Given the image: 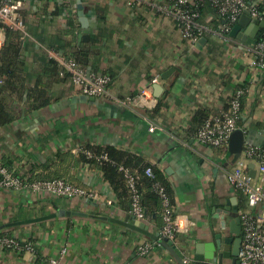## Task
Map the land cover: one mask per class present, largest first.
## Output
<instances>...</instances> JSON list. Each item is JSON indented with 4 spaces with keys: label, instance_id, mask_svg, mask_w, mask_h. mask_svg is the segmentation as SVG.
Masks as SVG:
<instances>
[{
    "label": "crops",
    "instance_id": "obj_1",
    "mask_svg": "<svg viewBox=\"0 0 264 264\" xmlns=\"http://www.w3.org/2000/svg\"><path fill=\"white\" fill-rule=\"evenodd\" d=\"M27 1L30 6L22 12L27 24L40 16L49 18L50 14L43 13L45 7L52 12L57 4L71 2L74 27L68 26L69 10L64 8L48 26L46 35L53 40L63 36L75 49L82 45L89 47L88 69L108 73L113 94L136 95L154 74H159L160 80L153 89L157 101L149 107L124 106L107 98L73 102V97L82 93L71 81H66L54 86L58 99L31 112L21 110L17 120L0 128V162L23 170L29 178L32 174L42 177L45 170H59V174L62 170L66 178L95 193V196L58 197L46 192L0 189V233L31 240L35 245L34 252L0 250V264H48L51 258L62 264H180L161 241L156 245L160 238L155 240L129 226L141 221L148 231L156 234L161 233L160 224L149 217L136 218L130 212V199L119 198L99 170H89L84 168L85 162L76 161L81 147L88 143L114 145L164 171L174 191L176 214L189 224L173 243L189 264L208 262L209 246L215 235L220 232L232 235L233 210L228 201L236 197L241 206L246 201L244 196L242 202L239 193L227 183L226 161L230 162L229 167L234 162L229 148L221 153L201 145L195 139L196 127L190 122L198 109H205L209 116L228 105L227 94L231 89L224 80L231 78L226 69L232 60L227 56L226 44L205 36L203 43L193 46L173 18L152 12L143 1ZM249 2L264 5V0ZM80 5L88 20L87 27L79 18ZM72 8L76 13L73 14ZM212 15H205V19ZM81 34H87L88 38H80ZM4 38L5 34L0 33L2 45ZM30 38L35 42L31 57L35 51L50 57L49 51L53 50L67 58L64 49ZM33 62L31 58L30 64ZM220 88L221 95L213 97ZM155 109H159L157 113ZM248 120L246 139L264 145L262 127L261 131L257 129L259 133L252 130L258 128L259 122L263 125L264 106L253 103ZM153 124L156 127L150 130ZM70 154L74 157L66 156ZM226 206L229 212L224 211ZM59 209L84 214L20 223ZM147 241L153 243V248L143 255L139 246ZM196 254L202 257V262L194 260Z\"/></svg>",
    "mask_w": 264,
    "mask_h": 264
},
{
    "label": "built area",
    "instance_id": "obj_2",
    "mask_svg": "<svg viewBox=\"0 0 264 264\" xmlns=\"http://www.w3.org/2000/svg\"><path fill=\"white\" fill-rule=\"evenodd\" d=\"M140 1L146 2L152 12L173 18L183 37L193 46L205 36H213L227 46V56L232 61L227 66L226 73L231 75L236 87L227 94L228 107H222L218 112L209 115L197 128L195 139L209 148L219 150L227 147L228 149L230 136L234 131L240 129L245 133L240 155L230 167V162L226 161L228 168L225 170L227 183L235 192L246 197L245 205L239 209L242 244L237 264H264V145L246 139L251 105L257 103L264 106V26L260 28L255 43L244 42L231 34L241 15L246 13L251 21L256 20L260 23L264 21V10L260 9V4H252L249 0H210L217 6V13L206 22H199L197 20L199 12L189 8V5L198 4L202 0H129V3ZM29 6L30 2L27 0H0V23L3 25L0 33L5 34L4 28L8 27L20 32L22 40L29 36L27 22L22 15ZM215 20L219 21L217 25L214 23ZM49 55L66 69L70 74L71 83L82 94L107 98L124 106L149 107L157 101L153 89L160 80L159 74L149 78L138 94L117 96L110 90L112 78L109 74L82 68L74 60L64 58L53 50L49 51ZM221 92V88L219 91L217 89L213 97L220 96ZM155 127V124L151 125L150 130H154ZM86 153L88 157L93 156L90 151ZM101 158L107 159V156L105 154L97 156V159ZM251 163H254L255 176L251 174ZM84 166L89 170H96L89 162H85ZM121 169L132 191L130 212L136 218L146 220L147 216L140 204L141 195L135 184L136 177L129 168L121 167ZM146 173L151 175V169H146ZM0 189L16 192L27 190L34 194L46 192L58 197L95 196L93 191H87L64 179L31 180L23 170L17 171L2 162H0ZM160 193L164 207V225L161 233L169 240L175 241L179 233L187 230L189 224L182 222L180 217L174 214L175 209L168 205V197L162 189ZM6 248L35 251V245L31 240H22L7 233H0V250ZM152 248L153 243L147 241L139 246V252L146 255ZM185 261L188 262V259L185 258ZM48 264L62 263L57 258H51Z\"/></svg>",
    "mask_w": 264,
    "mask_h": 264
},
{
    "label": "trees",
    "instance_id": "obj_3",
    "mask_svg": "<svg viewBox=\"0 0 264 264\" xmlns=\"http://www.w3.org/2000/svg\"><path fill=\"white\" fill-rule=\"evenodd\" d=\"M70 3L64 2L61 5L57 4L52 12H48L45 7L43 13L46 12L47 15L50 14L51 16L49 18L48 16H40L38 18L39 20L28 23V32L32 38L46 46L64 49L67 58L77 62L80 67L88 69L91 58V49H89V47L80 45V48L75 49L74 46H72V42L63 36L57 39L54 38L55 40H53L46 35L48 26L55 22V19L62 14L64 8H67L66 10L70 9ZM263 6V4L259 5L261 10H263ZM189 8L199 12V16L197 17L199 22L207 21L205 15H214L217 13V6L210 0H202L194 5L190 4ZM72 9L73 14L76 13L75 8ZM71 12L72 10H69L67 13L68 26L73 28L76 19L74 21ZM217 21H214L216 25L219 22ZM2 27L3 25L0 23V29ZM4 29L5 39L0 49V128H5L17 120L21 110L31 112L49 105L54 99L59 98L55 96L56 92L54 91V86L65 83L66 81H71L70 74L54 58L48 57L44 52L40 51H35L34 56H30L35 43L34 40H31L30 36L22 40L20 32L8 27ZM74 37L76 38V36ZM31 58L34 60V64H30ZM224 81L226 87L228 86L227 88L231 89V91L236 87L230 77H226ZM223 107L227 108L228 105ZM158 110L159 109H155L154 112L157 113ZM196 112L197 113L194 114L190 122L192 123V127H196L197 130L208 117L209 113L203 108L198 109ZM86 151H90L93 156L88 157ZM219 151L221 153H226L228 149L227 147H223L220 148ZM102 154H105L107 159H97V156ZM66 156H71V158L74 157L73 154ZM77 156L76 161L78 160V162L82 163L89 162L93 167L98 169L102 173V178L111 185L119 198L130 199L131 210L132 191L121 167L129 168L130 172L136 177L135 184L141 195L140 204L145 215L160 224V229H162L164 225V207L162 205L160 189L167 195L169 200L168 205L171 208H175L174 191L164 171L157 165L146 161L143 157L119 149L111 144H85L81 147L79 155ZM148 168L151 169V175L146 173V169ZM60 171L62 174L58 173L59 170H45L42 177L32 174L31 180L64 179L69 182L72 181L65 177L66 174L63 173L62 170ZM71 183L81 187L74 181ZM239 197L241 201L244 202L245 197L240 193ZM175 213L176 211L174 214ZM160 234L161 238L165 237L162 233ZM158 244L160 245V240L157 241L156 245Z\"/></svg>",
    "mask_w": 264,
    "mask_h": 264
},
{
    "label": "water",
    "instance_id": "obj_4",
    "mask_svg": "<svg viewBox=\"0 0 264 264\" xmlns=\"http://www.w3.org/2000/svg\"><path fill=\"white\" fill-rule=\"evenodd\" d=\"M79 8L80 9H79L78 13H79L80 21L84 27H87L88 26V20L83 13L81 5L79 6ZM263 26H264V21H262L260 23H258L256 20L251 21L250 16L245 13V14L241 15L238 23L236 25H234V27L231 30V34L233 36L240 38L244 42L255 43L259 37L260 28ZM80 38L87 39L88 35L87 34H81ZM204 41H205V39L202 38L200 40V44L203 43ZM95 99L96 98L93 96H89L86 94H80V95H75L72 100H73V102H77V101L78 102H90V101H94ZM72 107L74 108V105H72ZM115 108L116 107H113V109H115ZM244 140H245V133L240 129L234 131L230 136L228 148H229L230 153L233 155L234 161L240 155V153L243 149ZM250 167H251V174L253 176H255L256 170L254 168V163H251ZM230 203H232V205L234 204V207L233 208L231 207V209L233 210V212H236L239 208L238 199L236 197H232L228 201V204H230ZM224 208H225L224 211H226V212L230 211V209H228L229 208L228 206H226ZM71 214H84V213L75 212V211H71V210H65V209H59L57 212H54L52 214H47V215L38 216L35 218H30V219L24 220L20 223L38 222V221L53 218V217L58 216V215L64 216V215H71ZM234 214L235 213H233V216H234ZM222 218H224V216ZM123 223L128 225V223H126V222H123ZM235 223H238V224L240 223L239 216H237L236 219H233L230 222V226H231L230 232H232V236H224L222 232L217 233L215 235L214 243L209 246V248L211 250H210V252H208L209 254L207 255L208 256V262H202V257L199 254H196L194 256V260H196L197 262H202V264H223L224 263V261H223L224 257L229 258V257L233 256L232 262L230 264H237V256H238L239 246H240V245H238V243H239L240 237L238 238L237 241H235L236 243L233 244L234 235L236 234L239 236L237 231H235L233 228ZM223 225L225 228L226 227V221H224ZM129 226H131V228H133V229L139 230L140 232L152 237L155 240H158L160 238L161 239L160 240L161 245L166 247L174 255V257L178 260V262L180 264H189V262L185 261L184 254L176 248V246L174 245L172 240H169L167 237L161 238L160 233L155 234V233L148 231V226L141 221H136L135 224H129Z\"/></svg>",
    "mask_w": 264,
    "mask_h": 264
},
{
    "label": "flooded vegetation",
    "instance_id": "obj_5",
    "mask_svg": "<svg viewBox=\"0 0 264 264\" xmlns=\"http://www.w3.org/2000/svg\"><path fill=\"white\" fill-rule=\"evenodd\" d=\"M241 205H242V203L239 204V208H238V210H237L236 212H232V215H233V213H235L234 216H233V217H234L233 219H236L237 216H239V218H240V211H239V209H240ZM233 207H234V205H232V208H233ZM236 222H237V221H236ZM233 228H234V230L237 231V233L239 234V236L236 235V234L234 235L233 244L236 243L235 241H237L238 238L240 237V239H239V243H238V245H240V246H239V250H240V248H241V244H242L241 219H240V223H239V224H238V223H235ZM231 236H232V235H231ZM232 238H233V237H232ZM232 250H233V249H232ZM238 254H239V252H238ZM232 258H233V256H231V257H229V258L224 257L223 261H224V262H229V263H231V262H232ZM237 262H238V256H237Z\"/></svg>",
    "mask_w": 264,
    "mask_h": 264
},
{
    "label": "rangeland",
    "instance_id": "obj_6",
    "mask_svg": "<svg viewBox=\"0 0 264 264\" xmlns=\"http://www.w3.org/2000/svg\"><path fill=\"white\" fill-rule=\"evenodd\" d=\"M257 127H258V128H253V129L251 128V129H252V130H257V129L259 130V129H260V131H261V127H262L263 132H264V123H263V125H262V123L257 124ZM258 130H257V132H258ZM258 133H259V132H258Z\"/></svg>",
    "mask_w": 264,
    "mask_h": 264
}]
</instances>
